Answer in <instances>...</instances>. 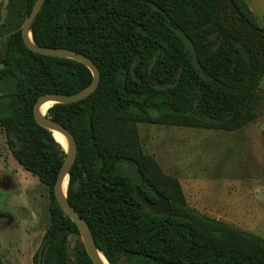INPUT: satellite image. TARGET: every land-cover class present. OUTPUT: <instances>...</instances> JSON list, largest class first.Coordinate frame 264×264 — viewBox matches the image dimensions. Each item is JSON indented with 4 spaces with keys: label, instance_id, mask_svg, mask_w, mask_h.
Masks as SVG:
<instances>
[{
    "label": "trees",
    "instance_id": "16d2710c",
    "mask_svg": "<svg viewBox=\"0 0 264 264\" xmlns=\"http://www.w3.org/2000/svg\"><path fill=\"white\" fill-rule=\"evenodd\" d=\"M35 1L8 0L17 28L0 59V127L13 157L49 189L42 264H94L83 242L69 257L68 238L80 232L54 193L65 146L33 113L41 95L80 92L93 76L81 62L25 45ZM31 31L38 45L82 52L100 70L91 95L55 103L48 116L77 140L68 200L110 264H264V238L192 208L179 178L144 152L138 128L234 131L258 118L264 23L247 0H45ZM153 187L171 200L168 214L137 198L139 188L156 200Z\"/></svg>",
    "mask_w": 264,
    "mask_h": 264
},
{
    "label": "rangeland",
    "instance_id": "374dc122",
    "mask_svg": "<svg viewBox=\"0 0 264 264\" xmlns=\"http://www.w3.org/2000/svg\"><path fill=\"white\" fill-rule=\"evenodd\" d=\"M247 2L263 24L264 0ZM7 4L8 0H0V59L17 28L8 21ZM260 88L261 114L238 130L151 123L138 128L144 152L167 174L179 178L192 208L264 238V77ZM66 185L68 195L69 177ZM50 201L48 186L13 157L0 127V254L4 264H33L50 224ZM81 242V235L68 238L72 261L81 251ZM118 261L126 264L122 257Z\"/></svg>",
    "mask_w": 264,
    "mask_h": 264
},
{
    "label": "water",
    "instance_id": "95a60500",
    "mask_svg": "<svg viewBox=\"0 0 264 264\" xmlns=\"http://www.w3.org/2000/svg\"><path fill=\"white\" fill-rule=\"evenodd\" d=\"M45 0H36L31 13L27 20L24 22L22 27V37L24 40L25 45L31 49L32 51L43 54L46 56H53V57H64L76 60L78 62L83 63L86 65L91 73H92V81L91 83L80 92L74 94H63L57 92H48L41 95L36 103L34 104V117L38 124L42 127L47 128L48 130L54 132H59L63 134L67 140L68 147L65 148L66 157L63 162V165L59 171L55 186H54V193L57 202L63 209L66 216L71 218L75 224L77 225L80 235L82 237L83 243L85 245L86 251L90 258L92 259L94 264H106L102 259V255L106 258L104 254L98 249L96 245V241L94 239L92 230L88 224V222L82 217V215L71 205L68 200L67 194L64 192V184L68 183V177L71 168L73 167L77 154H78V145L77 140L74 135L70 132V130L61 122L57 121L56 119L48 116V110L46 113L42 112V106L47 102L61 103V104H69L78 102L87 98L91 95L99 86L101 73L98 66L95 62L86 54L82 52H78L75 50H70L63 47H49V46H41L38 45L32 35L31 26L34 22L35 18L37 17L38 13L40 12ZM4 63H0V69L4 68ZM52 106V105H51ZM128 167V164H126ZM152 191L157 197V201H152L148 197L144 195L142 190L137 189L136 195L137 198L144 204L146 208H148L154 214H168L171 211L172 205L171 200L160 193L156 188H152ZM45 242L41 245L39 250V257H38V264H42L43 259V249H44ZM108 261V259L106 258ZM108 264L110 262L108 261Z\"/></svg>",
    "mask_w": 264,
    "mask_h": 264
},
{
    "label": "bare ground",
    "instance_id": "6f19581e",
    "mask_svg": "<svg viewBox=\"0 0 264 264\" xmlns=\"http://www.w3.org/2000/svg\"><path fill=\"white\" fill-rule=\"evenodd\" d=\"M52 105V102H47L42 106V112L46 113L47 109ZM54 136L57 140H59L61 143H63L65 145V148L68 147V143L67 140L65 138V136L59 132H54ZM67 182L64 184V192H65V187H67ZM102 259L104 260V262L106 264H108V261L106 260V258L102 255Z\"/></svg>",
    "mask_w": 264,
    "mask_h": 264
},
{
    "label": "flooded vegetation",
    "instance_id": "af4514ba",
    "mask_svg": "<svg viewBox=\"0 0 264 264\" xmlns=\"http://www.w3.org/2000/svg\"><path fill=\"white\" fill-rule=\"evenodd\" d=\"M142 187L144 188V185H142ZM154 188V187H153ZM139 189V188H138ZM137 190V189H136ZM141 190V189H140ZM151 190H152V188H151ZM143 192V191H142ZM153 192V191H152ZM144 193V192H143ZM154 193V192H153ZM146 197H148L146 194H144ZM156 196V195H155ZM149 198V197H148ZM157 198V197H156ZM150 199V198H149ZM151 200V199H150ZM152 201H157V199L156 200H152Z\"/></svg>",
    "mask_w": 264,
    "mask_h": 264
},
{
    "label": "crops",
    "instance_id": "0c3cea01",
    "mask_svg": "<svg viewBox=\"0 0 264 264\" xmlns=\"http://www.w3.org/2000/svg\"><path fill=\"white\" fill-rule=\"evenodd\" d=\"M32 254H34V251L32 252Z\"/></svg>",
    "mask_w": 264,
    "mask_h": 264
}]
</instances>
